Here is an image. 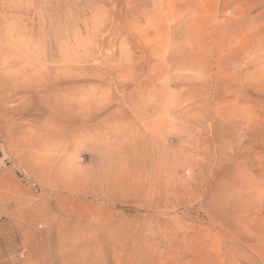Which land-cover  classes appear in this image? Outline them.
Returning <instances> with one entry per match:
<instances>
[{"label": "rangeland", "instance_id": "1", "mask_svg": "<svg viewBox=\"0 0 264 264\" xmlns=\"http://www.w3.org/2000/svg\"><path fill=\"white\" fill-rule=\"evenodd\" d=\"M0 264H264V0H0Z\"/></svg>", "mask_w": 264, "mask_h": 264}]
</instances>
